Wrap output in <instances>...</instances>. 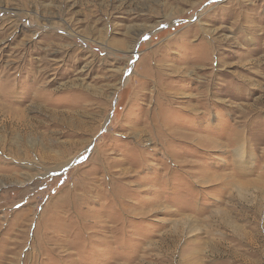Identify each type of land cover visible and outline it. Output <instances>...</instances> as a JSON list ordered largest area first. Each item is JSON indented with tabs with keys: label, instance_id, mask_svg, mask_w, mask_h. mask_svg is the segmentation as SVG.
<instances>
[{
	"label": "rangeland",
	"instance_id": "374dc122",
	"mask_svg": "<svg viewBox=\"0 0 264 264\" xmlns=\"http://www.w3.org/2000/svg\"><path fill=\"white\" fill-rule=\"evenodd\" d=\"M0 264H264V0H0Z\"/></svg>",
	"mask_w": 264,
	"mask_h": 264
}]
</instances>
